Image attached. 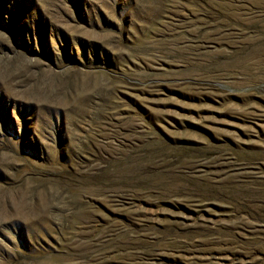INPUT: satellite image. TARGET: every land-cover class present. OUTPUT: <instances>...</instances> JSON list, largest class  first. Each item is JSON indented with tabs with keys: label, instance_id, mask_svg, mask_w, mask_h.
<instances>
[{
	"label": "rangeland",
	"instance_id": "obj_1",
	"mask_svg": "<svg viewBox=\"0 0 264 264\" xmlns=\"http://www.w3.org/2000/svg\"><path fill=\"white\" fill-rule=\"evenodd\" d=\"M0 264H264V0H0Z\"/></svg>",
	"mask_w": 264,
	"mask_h": 264
}]
</instances>
